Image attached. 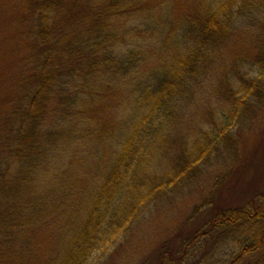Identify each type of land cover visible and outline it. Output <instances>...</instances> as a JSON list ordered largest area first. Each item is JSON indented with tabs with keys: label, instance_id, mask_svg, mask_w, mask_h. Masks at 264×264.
<instances>
[{
	"label": "trees",
	"instance_id": "16d2710c",
	"mask_svg": "<svg viewBox=\"0 0 264 264\" xmlns=\"http://www.w3.org/2000/svg\"><path fill=\"white\" fill-rule=\"evenodd\" d=\"M0 9L17 16L8 33L19 45L0 95V264H98L151 205L229 151L262 91L264 0ZM245 19L256 22L248 68L227 69L226 41ZM204 80L221 104L201 108ZM215 232L231 245L225 264H264V191L217 209L189 241ZM167 254L157 264L180 259Z\"/></svg>",
	"mask_w": 264,
	"mask_h": 264
},
{
	"label": "rangeland",
	"instance_id": "374dc122",
	"mask_svg": "<svg viewBox=\"0 0 264 264\" xmlns=\"http://www.w3.org/2000/svg\"><path fill=\"white\" fill-rule=\"evenodd\" d=\"M11 15L0 9V95L7 91L4 82L8 77L11 81L18 58L14 52L19 45L13 46L15 41L8 33L9 28L18 27L13 20L17 16ZM255 29L256 22L248 19L237 24L221 57L224 67L232 69L237 65L240 71L248 68ZM201 83V108L208 103L221 104V95L216 97L212 92L214 83ZM253 102L252 109L233 131L235 143L229 151L206 163L197 178L151 205L127 238L98 257V264H157L164 250L180 256L173 264L227 262L232 254L231 245L219 242L217 232L195 242L189 238L201 230L217 209L244 206L264 191V81ZM252 259L249 256L241 264Z\"/></svg>",
	"mask_w": 264,
	"mask_h": 264
}]
</instances>
